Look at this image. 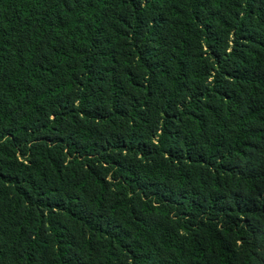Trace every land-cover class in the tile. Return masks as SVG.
Listing matches in <instances>:
<instances>
[{"label": "trees", "instance_id": "16d2710c", "mask_svg": "<svg viewBox=\"0 0 264 264\" xmlns=\"http://www.w3.org/2000/svg\"><path fill=\"white\" fill-rule=\"evenodd\" d=\"M0 264H264V0H0Z\"/></svg>", "mask_w": 264, "mask_h": 264}]
</instances>
